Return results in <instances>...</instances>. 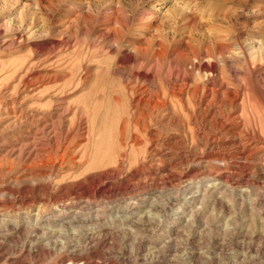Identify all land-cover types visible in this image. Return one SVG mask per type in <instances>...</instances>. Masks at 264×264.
I'll list each match as a JSON object with an SVG mask.
<instances>
[{
    "label": "rangeland",
    "instance_id": "obj_1",
    "mask_svg": "<svg viewBox=\"0 0 264 264\" xmlns=\"http://www.w3.org/2000/svg\"><path fill=\"white\" fill-rule=\"evenodd\" d=\"M203 47L213 58L198 55ZM143 74L159 90L166 80L186 77L189 87L199 86L198 96L215 84L212 112H228L225 100L237 92V104L254 100L264 114V0H0V264H68L77 245L95 264H240L245 234L264 232V159L219 145L210 151L208 131L219 126H208L187 94L140 118L124 86ZM38 76L55 78L53 85L30 93L18 86ZM55 98L69 108L63 120L53 115ZM12 101H25L16 126L8 125ZM30 113L43 118L40 125ZM32 139L60 157L11 156V147ZM69 162L80 167L62 171ZM217 183L220 189L203 196ZM191 186L199 196L187 203ZM130 198L146 200L127 213ZM92 227L108 233L104 243L79 240Z\"/></svg>",
    "mask_w": 264,
    "mask_h": 264
},
{
    "label": "bare ground",
    "instance_id": "obj_2",
    "mask_svg": "<svg viewBox=\"0 0 264 264\" xmlns=\"http://www.w3.org/2000/svg\"><path fill=\"white\" fill-rule=\"evenodd\" d=\"M80 3V2H79ZM77 5V4H76ZM79 5V4H78ZM217 46H215L213 48V50L215 52L221 53L222 51V45L220 44H216ZM204 57L206 58H213L211 56L210 50L206 47L201 48V50L198 51V55H204ZM128 55V54H127ZM132 58L131 55H128L127 60H130ZM197 59V60H196ZM195 60L197 61V64L201 63V59L196 58ZM214 60V59H213ZM125 62V63H126ZM130 63V62H129ZM191 68H195L196 64H190ZM18 66V65H17ZM212 68H214L213 64H211ZM8 67V66H7ZM224 69V68H223ZM17 70V69H16ZM23 72V71H22ZM198 72V71H197ZM45 74V73H44ZM48 74V73H47ZM58 75V74H57ZM223 76V75H222ZM210 77V76H209ZM11 78V77H10ZM206 78V77H205ZM208 78V77H207ZM206 78V79H207ZM55 78L51 77V76H38L35 78H32L30 80H26L25 78L23 79H18L19 80V84L18 86L23 88V91H25V93H30V92H34L37 89H41L42 87H47L50 85H53V80ZM129 79V78H128ZM135 83L133 86H128V83L124 86V89L127 93H129L130 95H132L134 99L133 101V108L137 111H139L138 116L140 118H144L145 117V112H153V110H163L165 108L168 107V103L170 102H175L176 104L179 102H181V98L182 96H184V94H187L189 96V98L194 100V107L197 110H200V114H201V118L203 119V121H205V123H208V126H212V125H217L214 129H210L208 132L212 134V136H208V139H211L210 143H213L214 146L213 148H211L210 151H213L214 149H216L219 146L225 147V148H229V149H237L239 148V150H235V152L237 154L242 155L244 153V150L247 151V155L245 156V158L248 156V158L250 159H255L258 155L259 156V160L264 159V114L261 110H259V108L257 107L256 103L254 100L251 99H247V100H241L240 104L238 103V93L234 92L233 94H231V96H229V98L227 100H225L226 104L229 105V109L228 112H226L225 114H222L223 112L220 111H211L210 109L213 106V102L215 100V98L217 97L218 91L217 89H215L216 85L213 84V88L211 87L210 89L208 88H203L202 93L198 96V94L200 93V89L199 86L194 85L193 87H189L187 85V78L186 77H179L176 79H172V81H168L166 80L164 82V86L162 88V90L159 89H153L151 88L153 85V82L150 78V76L143 74V75H137L135 78ZM214 82V81H213ZM131 83V82H130ZM122 84V83H121ZM19 88V87H18ZM18 88L16 87V89H14L16 92L18 90ZM123 89V88H122ZM159 92H162V97L159 96ZM220 92V91H219ZM135 96V97H134ZM207 97H211V100L206 101ZM249 97V96H248ZM26 98V97H25ZM252 98V97H251ZM2 100V99H1ZM26 100V99H25ZM118 100V99H117ZM2 102V101H1ZM51 102L53 103L52 106H54L53 108H55V113L53 115H56L58 117V119L63 120L64 116L67 114L68 112V107L66 106L65 102L63 101V99H59V98H55L52 99ZM129 104V103H128ZM18 105V106H16ZM192 105V104H191ZM24 106H25V101L21 102L20 104H16L15 101H12V103L10 104L9 108L6 107L7 111H9V126H14L16 124L17 120H22L24 115H23V111H24ZM122 107V106H121ZM184 107V106H183ZM182 107V108H183ZM124 108V107H123ZM190 108V107H189ZM193 108V107H192ZM239 108H241V113L237 114V111ZM176 110V109H175ZM95 111V110H94ZM98 112V111H97ZM18 113V115H16ZM99 113V112H98ZM134 113V112H133ZM186 113V112H185ZM76 114H78V110L75 111L73 113L74 116H76ZM7 115V114H6ZM162 115V114H161ZM164 115V114H163ZM187 115V113L185 114ZM51 116V115H50ZM162 117V116H161ZM193 117V116H192ZM191 117V118H192ZM29 118L31 119V121L36 120L38 122V124L40 125V119L42 120V117H39V115H37L36 113H30L29 114ZM28 118V119H29ZM55 118V117H54ZM129 118V117H128ZM135 118V117H134ZM197 118V117H196ZM195 118V119H196ZM206 118V119H205ZM1 119V118H0ZM132 119V117H131ZM163 119V118H162ZM208 119V121L206 122V120ZM52 119H50L49 121H51ZM55 120V119H54ZM139 120V119H138ZM137 120V121H138ZM5 121V120H3ZM48 121V120H47ZM164 121V120H163ZM193 121V120H192ZM202 121V122H203ZM60 122V121H59ZM128 120H127V124H128ZM21 123V122H20ZM64 123V122H63ZM62 123V124H63ZM125 123V121H124ZM172 123L171 119L168 120L167 122ZM126 124V123H125ZM137 124V123H136ZM183 124V123H182ZM7 125V124H6ZM23 125V124H22ZM37 125V124H36ZM94 125V124H92ZM190 125V124H189ZM206 125V124H205ZM16 126V125H15ZM21 126V125H20ZM25 126V125H24ZM26 126H28L26 124ZM31 126V125H30ZM35 127V124L33 125ZM57 126V125H56ZM123 126V125H122ZM4 127V126H3ZM58 127L60 128V126L58 125ZM179 127V126H178ZM188 127V125L186 126ZM26 128V127H24ZM58 128V129H59ZM91 128V127H90ZM135 128V127H134ZM181 128V127H180ZM189 128V127H188ZM16 129V128H15ZM44 129L42 128L41 130H38V133H41L39 136H42L44 134ZM89 128H87L88 130ZM184 129V128H183ZM86 128L84 129L85 135H86ZM91 130V129H90ZM94 130V129H93ZM185 130V129H184ZM190 130V128H189ZM208 130V129H207ZM4 131V130H3ZM7 131V130H6ZM32 131V130H31ZM35 132V131H34ZM47 132V131H46ZM126 132V131H125ZM32 133V132H31ZM59 133V132H58ZM29 134V133H28ZM88 134V133H87ZM122 134V133H121ZM167 134V133H166ZM175 134V133H174ZM178 133H176L177 135ZM204 134V133H203ZM84 135V134H83ZM158 135V134H157ZM185 135V134H184ZM35 136V135H34ZM37 136V135H36ZM28 137V136H27ZM163 137V136H162ZM182 137V136H181ZM201 137V136H200ZM29 138V137H28ZM36 138V137H34ZM85 138V137H84ZM89 138V137H88ZM123 138V137H122ZM185 138V137H184ZM192 138V137H191ZM87 139V138H86ZM125 139V138H124ZM187 139V138H186ZM185 139V140H186ZM193 139V138H192ZM205 140V142L208 141ZM15 140V139H12ZM33 140V139H32ZM35 140V139H34ZM32 141V143H26L24 141V144H22L19 148H15V147H11L9 149V153L12 155L14 154H25L27 159H31V157L34 158H41V159H45L46 161H50L51 158H53L52 155H57L60 157V153L55 154V152L57 153V151L54 150V152H52L51 150H46L45 148L39 147L40 145L38 143H35V141ZM45 140V139H44ZM181 140V139H180ZM183 140V139H182ZM237 140V141H236ZM11 141V140H10ZM82 141V140H81ZM187 141V140H186ZM194 141V140H193ZM199 141V140H198ZM54 142V141H53ZM165 142V141H164ZM242 142H244V146H241ZM4 143V142H3ZM58 143V142H57ZM167 143V142H166ZM186 143V142H185ZM199 143V142H198ZM60 144V143H59ZM85 144V143H83ZM155 144V143H154ZM209 144V143H208ZM19 145V144H18ZM48 145V144H47ZM56 145V144H55ZM174 145V144H173ZM185 145V144H184ZM195 145V144H193ZM17 146V145H16ZM175 146V145H174ZM198 146V144H197ZM200 146V145H199ZM53 147V146H51ZM84 147V145H83ZM138 147V146H137ZM151 147V146H149ZM183 147V146H182ZM185 147V146H184ZM202 147V146H201ZM200 147V148H201ZM221 147V148H222ZM58 148V147H57ZM188 148V147H187ZM67 149H69L68 147H65L64 149L61 150L62 154L64 155L67 152ZM100 149V148H99ZM157 149V146H156ZM231 149V150H232ZM5 150V149H4ZM86 150V148H85ZM102 150V148H101ZM105 150V149H103ZM147 150V149H146ZM188 150V149H187ZM191 150V149H190ZM205 150V149H204ZM230 150V151H231ZM125 151H126V147L124 145V142L121 143V147H120V153H119V158L122 160L123 158H125ZM189 151V150H188ZM203 151V150H202ZM201 151V152H202ZM229 151V152H230ZM5 152V151H4ZM96 152V151H95ZM100 152V151H99ZM98 152V153H99ZM134 152V151H133ZM144 152V151H143ZM177 152V151H176ZM97 153V152H96ZM113 153V152H112ZM187 153V152H186ZM191 153V152H190ZM220 153V152H219ZM232 153V152H231ZM111 154V153H110ZM145 154V152L143 153ZM151 154V153H150ZM221 154V153H220ZM103 155V153H102ZM101 155V156H102ZM222 155V154H221ZM156 156V155H155ZM162 156V155H161ZM186 156V155H185ZM207 156V155H206ZM210 156H217V154H214V152H210ZM209 156V157H210ZM225 156V155H224ZM92 157V156H91ZM105 157V156H104ZM134 157V156H133ZM146 157V156H145ZM172 157V156H171ZM174 157V156H173ZM176 157V155H175ZM212 157V158H214ZM233 157V156H232ZM18 158V157H17ZM16 158V159H17ZM66 158V157H65ZM85 158V157H84ZM88 158V157H87ZM96 158V157H95ZM136 158V157H134ZM165 158V157H164ZM179 158V157H178ZM235 158V157H234ZM244 158V159H245ZM12 159V158H11ZM77 159V158H76ZM116 159V158H115ZM148 159V158H147ZM168 159V158H167ZM186 159V158H185ZM192 159V158H191ZM222 159V158H221ZM225 159V158H224ZM19 160V159H18ZM86 160V159H85ZM117 160V159H116ZM182 160V159H181ZM210 160V159H209ZM229 160V159H228ZM232 160V159H230ZM235 160V159H234ZM239 160V159H238ZM6 161V160H5ZM72 161V160H71ZM82 161V160H81ZM189 161V160H187ZM193 161V160H192ZM201 161V160H200ZM207 161V160H206ZM219 161V159H218ZM223 161V160H222ZM240 161V160H239ZM264 161V160H263ZM12 162V161H11ZM15 162V161H14ZM66 162V160H65ZM140 162V161H139ZM180 162V161H179ZM224 162V161H223ZM243 162V161H241ZM254 161H252L253 163ZM200 163V162H199ZM216 163V162H215ZM214 163V165H215ZM228 163V162H227ZM230 163V162H229ZM240 163V162H239ZM12 164V163H11ZM137 164V163H136ZM244 164V163H243ZM260 164V163H259ZM210 165V164H209ZM220 165V164H219ZM249 165V164H248ZM253 165V164H252ZM26 166V165H25ZM110 166V165H109ZM170 166V165H169ZM198 166V165H197ZM233 166V165H232ZM246 166V165H245ZM255 166V164H254ZM63 167V164H60L59 166H57V168L61 169ZM80 165L76 164V163H66V166L63 167V170H66V172H68V170L70 169H74L75 168H79ZM200 167V165H199ZM207 167V166H206ZM147 168V167H146ZM241 169L244 170V166H240ZM250 168V167H249ZM13 169V168H12ZM39 169V168H38ZM56 169V168H55ZM58 169V170H59ZM195 169V168H194ZM214 169V168H213ZM251 169V168H250ZM14 170V169H13ZM19 170V169H17ZM82 170V169H81ZM171 170V169H170ZM36 171V170H35ZM42 171V170H41ZM248 171V170H247ZM45 172V171H44ZM146 172V171H145ZM189 172V171H188ZM222 172V171H221ZM228 172V171H227ZM243 172V171H242ZM31 173V172H30ZM56 175L59 174V172H55ZM112 173V172H111ZM246 173V172H244ZM25 174V173H24ZM240 174V173H239ZM136 175V174H135ZM142 175V174H141ZM144 175V174H143ZM142 175V176H143ZM191 175V174H190ZM216 175V173H215ZM245 175V174H244ZM62 176L65 178L67 176V174H62ZM194 176V175H193ZM220 177H223L224 174L222 173L221 175H219ZM239 175H237L238 177ZM246 176V175H245ZM60 177V175L56 176V178ZM133 177V176H132ZM218 177V176H217ZM225 178H227L228 180V176H224ZM17 178V177H16ZM61 178V177H60ZM59 178V179H60ZM62 178V179H64ZM131 178V177H130ZM183 178V177H182ZM192 178V177H191ZM21 179V178H20ZM141 179V178H140ZM188 179V178H187ZM185 179V180H187ZM247 179V178H246ZM133 180V179H132ZM139 180V179H137ZM225 179V181L221 182V183H225L227 184V181ZM234 180V179H233ZM65 181V180H64ZM136 181V179H135ZM193 181V180H192ZM241 181V180H240ZM16 182V181H15ZM61 182V181H60ZM127 182V181H126ZM10 183V182H9ZM213 183V182H212ZM221 183H217V184H211L208 186V188H206V190L203 191V196H205L206 194H211L212 192H216V190L221 188ZM58 184V183H57ZM64 184V183H62ZM221 184V185H220ZM243 184V183H242ZM10 185V184H9ZM251 185V184H250ZM44 186V185H43ZM56 186V185H55ZM79 186V185H78ZM123 186V185H121ZM127 186V185H126ZM249 186V185H248ZM227 187V186H226ZM245 187V186H244ZM243 187V188H244ZM56 188V187H54ZM61 188V187H60ZM199 188V187H198ZM66 189V188H65ZM80 189V187H79ZM185 189V188H184ZM190 189H194L195 191L192 192L189 196V198L187 199V203L188 201H195V199L197 198V196H199L198 190L195 187H190ZM245 189V188H244ZM249 189V188H248ZM8 190V189H7ZM76 190V188H75ZM202 190V189H201ZM77 191V190H76ZM250 191V189H249ZM244 192V191H243ZM188 194V193H187ZM220 194V193H219ZM202 195V194H201ZM223 195V194H222ZM50 196V195H49ZM131 196V195H130ZM184 196V194H183ZM218 196V195H217ZM212 197V196H211ZM240 197V196H239ZM243 197V196H242ZM216 198V197H215ZM244 198V197H243ZM51 199V197H50ZM121 199V198H120ZM139 199V198H138ZM134 200V198H130L127 201H125L124 205H125V212L127 213H132L135 210H137L139 207L144 206L143 204H138V201H143L145 202L146 198H142L139 200ZM144 199V200H143ZM219 199H215V201L213 202V204L218 203ZM227 200V199H226ZM240 200V199H239ZM243 200V199H242ZM205 200H203L204 202ZM75 202V201H74ZM142 202V203H143ZM201 202V203H203ZM244 202V200H243ZM45 203V201H44ZM69 203V202H68ZM181 203V202H180ZM191 203V202H190ZM222 203V202H221ZM23 204V203H22ZM65 204V203H64ZM204 204V203H203ZM228 204V203H227ZM243 204V203H242ZM55 205V204H54ZM180 205V204H179ZM217 205V204H216ZM221 205V204H220ZM226 205V204H225ZM71 206H75V204L71 205ZM218 206V205H217ZM20 207V206H19ZM195 207V206H194ZM205 207V206H204ZM58 208V207H56ZM113 208V207H112ZM165 208V207H164ZM201 208V207H200ZM61 209V208H60ZM163 209V208H162ZM196 209V208H195ZM211 209V207H210ZM53 210V209H52ZM62 210V209H61ZM80 210V208H79ZM82 210V209H81ZM114 210V209H113ZM202 210V209H201ZM252 210V208H251ZM55 211V210H54ZM68 211V210H67ZM139 211V210H138ZM175 211V210H174ZM179 211V210H178ZM207 211V210H206ZM62 212V211H61ZM64 212V211H63ZM107 212V211H106ZM142 212V211H141ZM205 212V211H204ZM249 212V211H248ZM48 213V212H47ZM59 213V212H58ZM80 213V211H79ZM181 213V212H180ZM190 213V212H189ZM193 213V211H192ZM191 213V214H192ZM197 213V212H196ZM119 214V213H118ZM184 214V213H183ZM190 214V215H191ZM250 214V213H248ZM64 215V214H63ZM66 215V214H65ZM173 215V214H171ZM130 216V215H128ZM140 216V215H139ZM203 216V215H202ZM62 217V216H61ZM71 217V214H70ZM99 217V216H98ZM138 217V216H137ZM152 217V216H151ZM184 217V216H183ZM21 218V217H20ZM74 218V217H73ZM86 218V217H85ZM180 217H177L176 219H178ZM250 218V217H248ZM252 218V217H251ZM76 219V217H75ZM82 219V218H81ZM107 219V218H106ZM143 219V217H142ZM145 219V217H144ZM156 219V218H155ZM253 219V218H252ZM30 220V219H29ZM45 220V219H44ZM71 220V219H70ZM69 220V221H70ZM86 220V219H85ZM88 220V219H87ZM104 220V219H103ZM125 220V219H124ZM90 221V220H89ZM129 221V220H128ZM177 221V220H176ZM186 221V220H185ZM42 222V221H41ZM60 222V221H59ZM66 222V221H65ZM103 222V221H102ZM110 222V221H109ZM123 222V221H122ZM179 222V221H178ZM198 223V222H197ZM58 224V223H57ZM93 224V223H92ZM23 225V224H22ZM42 225V224H41ZM65 225V224H64ZM63 225V226H64ZM112 225V224H111ZM115 225V224H114ZM87 226V225H86ZM116 226V225H115ZM182 226V225H181ZM62 227V226H61ZM94 227V226H93ZM88 232V229L83 231L80 236H79V240L81 241H86L87 244L90 245L91 242L96 241V242H102L104 243L105 241V235L108 234L106 231L104 233H102V235H98L96 234L97 232H95V230L93 229ZM165 227V226H164ZM167 227V226H166ZM63 228V227H62ZM83 229V228H82ZM172 229V228H171ZM247 229V228H246ZM33 230V229H32ZM107 230V229H106ZM245 230V229H244ZM16 231V230H15ZM177 231V230H176ZM251 231V230H250ZM262 231V230H261ZM168 232V230H167ZM24 233V232H23ZM52 233V232H51ZM148 234V233H147ZM168 233H166L167 235ZM25 235V234H24ZM44 235V234H43ZM98 235V236H97ZM117 235V234H116ZM163 235V234H161ZM38 237L42 238V234H37ZM102 236V237H101ZM156 236V235H155ZM242 236V235H241ZM246 240L248 239L247 245H248V251L245 255L242 256L241 260L239 261L240 264H264V232L261 233L260 231H252V233L250 234L249 232H247L245 234ZM36 238V237H35ZM166 238V237H165ZM164 238V239H165ZM238 238V237H237ZM37 239V238H36ZM158 239V238H157ZM151 240V239H150ZM162 240V239H159ZM238 240V239H237ZM30 241V240H29ZM148 241V240H147ZM37 242V240H36ZM169 242V241H168ZM40 243V242H39ZM143 243V242H142ZM163 243V242H162ZM243 243V242H242ZM33 244V243H32ZM146 244V242H145ZM35 245V244H34ZM41 245L44 246H48V243H44L42 244V240H41ZM246 245V246H247ZM95 246V245H94ZM37 247V246H36ZM150 247V246H149ZM160 247V246H159ZM34 248V247H33ZM69 248V247H68ZM72 250L71 252L74 253V255H77V258L73 261V262H69L68 264H95L94 262H89V260H87L86 258H84L85 254V246L81 247L80 245L77 246H72L71 247ZM145 249V248H144ZM157 249V245L154 244L152 247H150L148 249V252H152L155 251ZM32 250V249H31ZM56 250V249H55ZM147 250V249H146ZM144 251V250H143ZM96 252V251H95ZM37 253V252H36ZM87 253V252H86ZM90 253V252H89ZM143 253V252H142ZM88 254V253H87ZM92 254V252H91ZM72 255V254H71ZM142 255V254H141ZM143 256V255H142ZM87 257V256H86ZM236 258V257H235ZM238 258V257H237ZM14 259V258H13ZM92 260V259H91ZM239 260V259H238ZM15 261V260H13ZM18 262V261H17ZM12 264V263H11ZM15 264V263H14ZM64 264V263H63ZM105 264H109V263H105ZM150 264V263H149Z\"/></svg>",
    "mask_w": 264,
    "mask_h": 264
}]
</instances>
